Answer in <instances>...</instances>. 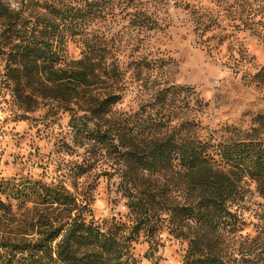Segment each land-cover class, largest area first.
<instances>
[{
  "label": "rangeland",
  "instance_id": "1",
  "mask_svg": "<svg viewBox=\"0 0 264 264\" xmlns=\"http://www.w3.org/2000/svg\"><path fill=\"white\" fill-rule=\"evenodd\" d=\"M26 1L0 0V9L8 10L0 15V180H64L88 210V221L104 231L124 224L127 234L133 225L131 198L113 154H99V165L79 177L76 187L65 179L72 162L89 154L73 140L71 114H84L88 104L112 93L118 102L108 116L132 126L148 115L142 113L143 107L154 102L159 91L170 88L166 103L174 117L170 128L190 129L193 136L216 144L243 139L264 142V80H254L264 68V1L132 0L130 8L123 0L110 2L108 13H97L92 21V42L103 48L93 58L96 71L79 87V79H70L66 84L76 86L77 92L63 93L45 74L21 82L11 75L16 64L6 53L5 42L14 37V26L7 25L15 21V13ZM193 5L202 6L204 13L218 20L217 28L204 37L194 29L189 13ZM137 7L147 12L146 28L139 25ZM28 14L26 10L22 17ZM87 51L86 45L70 40L64 54L67 64L77 68L76 62L84 60ZM114 71L119 73L114 76ZM179 87L190 88L181 93L187 104L180 107ZM148 177L152 187L168 184L170 195L155 196V232L141 234L132 242L135 264H184L190 238L173 232L170 212L163 210L185 201V176L168 171ZM238 189L228 202L238 223L211 234L214 250L229 264H264V194L249 176L239 182ZM41 210L33 202L23 208L13 206L10 212L0 210V241L37 237L33 224ZM190 230L183 226L185 233ZM0 264H4L1 259Z\"/></svg>",
  "mask_w": 264,
  "mask_h": 264
},
{
  "label": "trees",
  "instance_id": "2",
  "mask_svg": "<svg viewBox=\"0 0 264 264\" xmlns=\"http://www.w3.org/2000/svg\"><path fill=\"white\" fill-rule=\"evenodd\" d=\"M115 1H26L15 13V21L7 25L14 26V37L5 42L6 53L16 64L10 69L13 78L21 82L45 74L46 79L61 87L60 93L77 92L76 86L84 84L90 72L96 71L93 58L103 50L90 37L92 21L97 13L107 14V9L112 8L107 4ZM123 3L127 8L132 7V0ZM6 9L1 7L0 15H6ZM26 10L29 14L22 17ZM202 10V6L193 5L189 13L193 15L194 29L204 37L209 30L217 28L218 20ZM136 13L141 14L140 27L146 28L150 23L147 12L137 7ZM73 39L88 50L85 59L76 62L77 68L68 65L64 55ZM117 73L114 71L112 75ZM72 78L79 79L76 86L66 84ZM263 78L264 68L256 72L254 80ZM169 91L170 88L159 91L155 101L142 109L148 115L142 114V121L132 126L108 116L118 102L112 93L88 104L84 114H71L69 126L73 140L77 139L79 147L89 154L72 162L65 179L76 187L79 177L99 165V154L104 151L113 154L121 169L124 188L126 185L125 193L131 198L128 207L133 225L127 234L124 224L104 231L88 221L85 216L88 210L64 180L56 183L28 177L1 179L0 210L10 212L13 206L23 208L30 202L42 207L33 224L37 237L29 241H0V259L4 264H135L132 242L141 234L150 236L155 232L153 222L158 209L155 196L170 195L168 184L152 187L148 175L168 171L183 174L187 181L183 204L163 210L166 214L170 212L169 221L175 225L173 232L190 238L184 264H229L214 250L210 236L219 228L236 227L238 220L228 202L239 192V182L245 176L255 180L264 194V142L243 139L216 144L193 136L190 129L170 128L174 117L166 107ZM184 91L189 92L190 88H178L179 107L187 104V98L181 97ZM184 225L191 229L190 234L183 231Z\"/></svg>",
  "mask_w": 264,
  "mask_h": 264
}]
</instances>
